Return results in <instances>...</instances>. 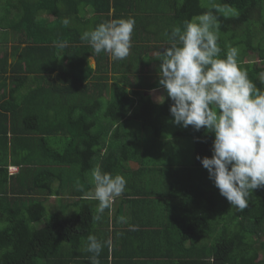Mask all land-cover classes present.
Masks as SVG:
<instances>
[{
    "label": "trees",
    "instance_id": "1",
    "mask_svg": "<svg viewBox=\"0 0 264 264\" xmlns=\"http://www.w3.org/2000/svg\"><path fill=\"white\" fill-rule=\"evenodd\" d=\"M99 1L96 4V0H0V264H38L60 251L64 242L79 247L89 235L107 239L109 230L102 227L109 224V217L103 214L100 221H93L92 202H98L82 193L93 185L86 175L99 165L103 171L113 175L125 173L126 177L136 159L140 139L146 148L152 144L154 148L165 146L166 142L154 138L160 140L174 119L170 113L173 101L167 98L165 89L163 103L155 101L147 91L162 88L161 61L152 54L167 47V34L174 27L183 28L186 20L213 10V3L234 8L237 14L227 18L215 13L220 23L221 57L229 47L243 46L245 56L238 60L239 64L264 90V83L258 78L264 66L245 59L257 52L264 62V0ZM87 5L106 13L101 22L91 18L83 22L82 28H65L63 21L70 18L72 22L76 12ZM111 9L113 13L109 14ZM41 11L55 14L56 23H41ZM121 18L135 20L132 47L125 59L113 60L107 52L96 54L88 42L81 40L85 31ZM55 42L66 43L64 55L61 51L58 55ZM90 56L95 57L96 68L90 65ZM47 70L58 71L60 80L53 88L42 86L44 91L52 92V96H47L49 101L73 106L70 116L57 113L48 121L47 124L54 122L51 130L43 129L39 121L45 110V100L40 96L44 91L37 86L27 88L28 84L44 85ZM110 71L114 75L112 83L108 82ZM65 75L75 78L67 79ZM89 78L92 81L83 83ZM124 81L133 90L123 86ZM25 89L40 95L27 96L22 92ZM48 108L47 117L53 114L50 111L55 105ZM100 124L105 127L100 129ZM133 126L138 127L132 129ZM120 127L124 133L119 132ZM144 131L154 138L142 136ZM122 135L128 140L121 143L120 149H114L113 139H121ZM176 135L192 137L196 175H189L193 170H187V179L180 173L167 176V170L163 177L157 176L156 171L142 172L145 181L137 186L161 188L160 194L148 189L139 195L159 197L154 200L161 202L156 214L167 213L172 218L175 215V219L168 225L162 223L158 230L137 226L134 232L148 234L147 246L137 252L129 247L123 252L105 247L99 256L100 264H144L136 257L156 255L162 260L158 264H264V186L253 191L243 211L232 207L197 158L212 156L214 133L188 126ZM165 148L166 152L174 150ZM43 153L52 159L43 160ZM146 155L156 158L154 166L163 161L152 153ZM11 165L20 166L18 174H10ZM62 166L67 175L56 171ZM56 180L60 181L58 186L54 185ZM64 189L77 198L76 213L62 217L55 212L42 226H37L45 218L47 199L60 195ZM181 216H187V224L179 222ZM99 224L103 226L98 227ZM178 228L181 234L176 236ZM163 233L166 238L152 239Z\"/></svg>",
    "mask_w": 264,
    "mask_h": 264
},
{
    "label": "clouds",
    "instance_id": "2",
    "mask_svg": "<svg viewBox=\"0 0 264 264\" xmlns=\"http://www.w3.org/2000/svg\"><path fill=\"white\" fill-rule=\"evenodd\" d=\"M212 8L186 20L183 28L174 27L167 34V47L152 57L161 61L159 85L173 101V122L214 133L212 156L197 158L220 194L243 211L253 191L264 186V90L241 68L237 48L229 47L221 57L220 23L215 13L227 18L236 15V10L220 3H213ZM63 23L67 26L69 20ZM134 27L133 18L106 21L85 31L81 40L96 54L107 52L111 59L123 60L130 54ZM66 46L64 42L56 44L58 55ZM258 78L264 83V72ZM165 99L163 95L157 97L159 103ZM13 169L11 165L10 174L17 172ZM90 182L94 185L91 199L98 202L92 219L100 221L105 210L125 192L127 180L97 165L90 170ZM87 241L85 251L93 254L91 264H100L103 249L113 247L111 238L89 235Z\"/></svg>",
    "mask_w": 264,
    "mask_h": 264
},
{
    "label": "crops",
    "instance_id": "3",
    "mask_svg": "<svg viewBox=\"0 0 264 264\" xmlns=\"http://www.w3.org/2000/svg\"><path fill=\"white\" fill-rule=\"evenodd\" d=\"M96 4H99L100 1L96 0L95 2ZM76 18L73 19V21L71 22V27L74 28H82L83 27V22L88 21L89 19L93 18L94 21L97 22H101L100 19L103 18L106 13H99L98 11H95L93 9L92 6L87 5L84 7L83 10H79L76 12ZM113 13V9L110 10L109 14ZM102 14V15H101ZM39 19L41 21V23H46V22H54L55 18H57V16L51 12L48 11H41L39 13ZM52 17V19H51ZM93 23V22H92ZM91 22L89 23L90 25L92 24ZM69 26V24H68ZM59 27V26H58ZM66 28V26H64ZM62 29V28H61ZM59 42H55L54 45H56ZM64 51L65 48L61 51L62 54L64 55ZM109 54V53H108ZM110 56V54H109ZM68 59L70 57H67ZM111 58V56H110ZM94 60L95 65L97 66L96 63V59L94 56H90L89 57V63L91 65V60ZM67 62V60H66ZM92 66V65H91ZM96 66H92L93 68H96ZM48 71V70H47ZM50 72V73H49ZM58 71L56 72H52V71H48L46 73L47 75V82L44 85H31L28 84L27 88L29 87H39V89L41 91H44L42 89V86L47 87V88H53L56 83H60L59 78L57 77ZM112 72V71H110ZM64 76V75H63ZM71 76V77H70ZM75 78V76L73 75H65V78L67 79H71V78ZM64 78V79H65ZM92 81L91 78L84 80L83 83H87ZM63 85V82L62 84ZM124 86V85H123ZM127 87V86H126ZM129 87V86H128ZM127 87V88H128ZM63 88V86L59 89H57L58 91H60ZM129 89V88H128ZM24 94H28L27 96H35V95H40L39 93L34 94L31 91H28L27 89L22 91ZM41 98L44 99L45 101L43 102L45 105V110L42 111V113L40 114L39 117V121L41 123V127L43 129H53L54 127V122L47 124L48 121L53 120L54 115H56L57 113L63 115L64 113H67L68 116H70L71 111L73 109V106L70 104H58L57 101H55L54 103L50 102L47 96H52V92L50 90L44 91L43 95ZM61 96V95H60ZM39 101V100H36ZM50 104H54L55 108H52L53 110L50 111V114L53 113L52 115H50L49 117L46 116L47 111L49 110V105ZM52 106V105H51ZM64 116V115H63ZM34 120V118H33ZM33 124V122H32ZM45 131V130H44ZM35 136H40V134L35 135ZM59 138V137H57ZM44 145V144H43ZM138 146H136L135 149V155H136V159L132 162V166L130 167L129 170H127V172L129 174H126V177L124 176L125 173L123 174V176L126 178L127 180V185H126V190L125 192L120 196L117 197L112 205V207L110 209H106L104 212V215L109 217V224L108 225H104V227L102 228H106L107 231L109 230V235L105 236L107 239L111 238L113 241V247L116 251L118 252H123L125 251L128 247L129 248H133L135 250V252H137L138 250L144 249L143 246L146 245L147 246V235H142L139 234L138 232H134V230H131V226H135V229L138 228L137 226H145V227H155L158 230L159 226H162V223H170L171 220L175 219V215L172 216H168L167 213H165L166 215H157V210L159 208V205L161 204V202H154L158 200L159 197H156L154 194H152V197H143L140 196V193H145L147 192V190H151V191H156L158 194L163 193V191L161 190V188H137L139 182L143 183V180L145 181V176L142 175V172L145 173H153L154 171H156V173L158 174L157 176H164V171L168 172L167 176H174V174H182L184 177H186L185 179H187V170H193L190 173H192V178L196 175L197 171L196 167L194 166V161H192V164L190 166L187 165H181V164H177L176 162H178L179 160L175 157L173 152H166V148L164 147H158V148H154L153 144L151 145V147L146 148L144 145V142H138L137 144ZM146 153H152L155 157L159 156V160H163L161 163H156V165L154 166V162L155 159L152 156L146 155ZM50 156V154H49ZM42 158H44L43 160H51V157H48L46 153H43L41 155ZM172 159H174L175 161H173ZM150 163L149 165H145L146 163ZM175 162V163H174ZM30 166L32 167V165L30 164ZM63 169H56V171H61V172H66V168H64V166H62ZM55 168H57V166L55 165ZM16 169V173L18 174L20 171V166H15ZM132 174V175H131ZM67 175V174H66ZM131 175V176H130ZM87 179L90 182V173H88L87 175ZM132 177V178H131ZM83 181V180H82ZM60 183L59 180L54 181V185L58 186ZM92 184V183H91ZM20 186H18L19 188ZM65 188V187H64ZM94 190V185H91L90 188H85L82 193L84 194V197L88 198L91 201H94L91 198V193ZM76 194H80L79 192H77ZM77 198L71 196L68 191L66 189L62 190L61 194H57V195H51L47 201H49L51 204L55 205L57 209H59V213L60 214H68L69 217H71L73 215V213H76V209H77V205L75 204V200ZM98 204V203H97ZM96 202H92V205L96 208ZM157 215V216H156ZM67 216V217H68ZM182 217V216H181ZM187 216H183L179 222H183L184 224H187ZM103 226V224H99L98 227ZM106 232V231H103ZM177 233V234H176ZM176 236L181 234L179 232V228L176 230ZM154 234V233H153ZM171 235V234H170ZM160 237L166 238L164 233L160 234L159 236L152 238L155 240L160 239ZM151 241V239H150ZM88 241H85V243L83 245H79V247H77V245H71L68 242H64L62 243V245L60 246V251H57L50 259H44L38 262V264H91L90 259L88 256V254L85 252V248L87 245ZM112 247V249H113ZM111 249V250H112ZM153 249V248H152ZM153 253V252H152ZM156 254V253H155ZM143 255V254H141ZM136 256H140V254H137ZM138 258V260H140L141 262H144V264H158L159 262H161V257H158V255L154 256V257H136ZM135 258V259H136ZM109 261H111V256L109 257ZM128 262V260H127Z\"/></svg>",
    "mask_w": 264,
    "mask_h": 264
},
{
    "label": "rangeland",
    "instance_id": "4",
    "mask_svg": "<svg viewBox=\"0 0 264 264\" xmlns=\"http://www.w3.org/2000/svg\"><path fill=\"white\" fill-rule=\"evenodd\" d=\"M205 1H207V0H205ZM0 14H1V7H0ZM51 19H52V17H51ZM68 20H69V27H70L71 19L68 18ZM167 44H168V42H167ZM242 49H244L243 46H241V48H238V52H239L238 60H240L241 58H243L245 56L243 51H242ZM245 59L246 60H251V61H256L261 66H264V62L260 61V59L258 58V53L257 52L246 55ZM91 65L92 66H96L93 59L91 60ZM263 72H264V70H263ZM107 76L109 77L108 78L109 79L108 82L112 83L114 81L113 72H109V74H107ZM123 85H125L127 87L129 86V84L126 81L123 82ZM128 88H129V90H133V88L130 87V86ZM147 92H149L151 94V96L153 97V99L155 101H158L157 97H159L161 95L165 96V91H164L163 88H156V89H153V90L147 91ZM173 120L165 128V130H164V132L162 134L163 137H161L160 140L157 139V138H154L152 136L153 134L151 135V134L145 133V131H144V133H141V134H143L142 136L153 137L157 141L166 142L165 143V147H173V149H174L173 153H174L175 157L179 160L176 163L177 164H181V165L190 166L192 164V161H194L193 139H192V137L189 138L187 136L176 135V133L178 131L185 130V127H183L182 125L175 124L173 122ZM104 127H105V125L102 126V124H100V126H99L100 129L101 128L103 129ZM137 127L138 126H133L132 129H134V128L137 129ZM108 132H109V130H108ZM119 132L120 133H124L125 132L124 128L120 127ZM111 137L109 139H111ZM127 140H126V137H124L123 135L121 136V139H116V138L113 139L114 149H117V148L120 149L121 146H122L121 143L123 144ZM140 141H141V139H140ZM140 141H139V143H140ZM172 160L175 161L174 159H172ZM13 170L16 171V169H13ZM204 170H205V173H206L207 169H204ZM189 175L192 177V173H189ZM45 204H46V207H47L45 218L42 219L41 221H39L38 223H36L37 226H42L55 212H59L60 211L59 209L56 208L55 205L51 204L49 201H46ZM61 216L62 217H67L68 214H61Z\"/></svg>",
    "mask_w": 264,
    "mask_h": 264
}]
</instances>
